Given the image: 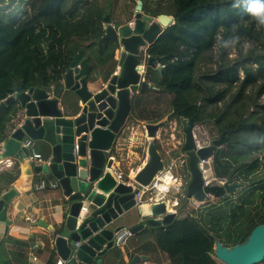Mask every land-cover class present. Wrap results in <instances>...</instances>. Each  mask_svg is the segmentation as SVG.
<instances>
[{"label": "trees", "instance_id": "trees-1", "mask_svg": "<svg viewBox=\"0 0 264 264\" xmlns=\"http://www.w3.org/2000/svg\"><path fill=\"white\" fill-rule=\"evenodd\" d=\"M22 1L33 0H0V102L20 85L23 89L41 85L44 65L58 61L61 55L69 61L81 53L87 59L86 78L91 82L98 80L101 68H115L118 45L110 39L101 40L105 33L103 17L108 14L115 25L124 24L133 18L138 0H48L33 13L24 7L19 19L15 11ZM141 1L144 14L173 17L176 24L172 31L166 32L165 28L155 41L168 33L165 38L179 52L157 57L151 50L155 41L147 48L153 63L164 68H146L145 76L152 86L131 96L128 121L145 125L167 118L166 122H176L183 139V129L192 119L200 146L211 145L226 131L227 143L215 146L208 162L210 177L237 183L233 191L195 208L185 195L190 172L181 144L184 180L175 216L165 226L142 232L153 233L154 242L168 257L165 264H219L213 252L216 240L225 246L242 243L256 225L264 223V125L255 117L260 108L264 111V103L258 104L264 94V28L258 30L242 8L232 7V0H222L218 5L212 0H200L198 15L191 18L179 15L180 5L191 0ZM232 35L242 37L241 45L245 40L251 44L247 51L238 45L233 61L228 58V49L218 44L219 37L228 39ZM215 48V61L222 62L220 68L212 73H197L199 61ZM65 63L62 61L58 67ZM181 65L188 70L187 78L169 85L166 77L182 69ZM240 69L244 72L241 80ZM254 86L255 94L251 93ZM219 102L225 103L222 109ZM73 105L76 107L75 98ZM18 110L15 101L0 108V149ZM156 146L159 149L158 143ZM18 176L17 162L10 170H0V193ZM54 234L53 231L48 243ZM6 244L11 246L8 252ZM27 251L23 242L6 234L0 241V264H26Z\"/></svg>", "mask_w": 264, "mask_h": 264}, {"label": "water", "instance_id": "water-1", "mask_svg": "<svg viewBox=\"0 0 264 264\" xmlns=\"http://www.w3.org/2000/svg\"><path fill=\"white\" fill-rule=\"evenodd\" d=\"M174 21L167 14L156 17L142 13L138 0L131 23L115 25L106 14L105 33L101 40L110 39L119 49L118 69L102 85L86 78L89 65L81 53L71 59L39 86L23 89L0 102V108L17 102L19 110L12 120L0 157H13L21 175L0 196V209L18 193L33 188L35 175H46L55 182L52 190L62 208V219L54 231L53 244L64 264H104L128 236L146 228L169 224L175 212L167 210L163 198L153 200L144 192L141 201L136 194L141 187H149L170 162L158 152L154 139L163 121L145 124L148 158L130 183L118 180L112 169V149L128 123L131 96L151 87L144 79L146 68L155 65L147 48ZM94 82V81H92ZM76 99V107L73 105ZM183 151L187 156L190 181L185 195L191 201L204 202L207 196L231 192L237 183H212L203 174L201 161L211 160L214 147L227 140L224 131L211 145L198 146L194 122L189 120L183 129ZM31 148L45 150L42 163L29 160ZM148 191V190H147ZM137 217L136 224H132ZM45 225L44 222H39ZM215 258L224 264H259L264 260V223L256 225L242 243L225 246L216 240ZM149 257L135 254L127 264H139Z\"/></svg>", "mask_w": 264, "mask_h": 264}, {"label": "crops", "instance_id": "crops-1", "mask_svg": "<svg viewBox=\"0 0 264 264\" xmlns=\"http://www.w3.org/2000/svg\"><path fill=\"white\" fill-rule=\"evenodd\" d=\"M43 3L44 0H33L32 2H25L24 6L28 8L31 13H33L35 11H38L40 7H44ZM29 16L31 17V14ZM130 21H132V19L127 22ZM118 57L119 49L117 48L115 54V68L111 65H107L106 67L101 68L98 80L90 82V87L91 85H93V83H96L100 86L102 84H105L109 80V78L116 70ZM50 63L52 62L50 61ZM48 64H45L43 68L45 78H49L53 73V71H51L52 68H49ZM144 79L147 80L146 76H144ZM147 82L150 86H152L151 82H149L148 80ZM166 120L167 118L163 120V126L161 128L162 132L166 131V125H164V122L165 124L168 123L166 122ZM143 126L144 125L141 126V124H136L134 122H131L130 125L129 123H127V125L123 129L122 135L117 140L114 148L112 149V169L115 174L120 173L122 175V181H132L136 173L144 166L145 162L147 161V148L143 150L137 149V152L136 149H134V135ZM129 129H131L130 132ZM158 135H161V131ZM156 139L157 136L154 141H156ZM159 141V147L161 148L157 149L158 152L162 155L163 158H170L171 163L156 175L151 185L149 186L150 189L146 191V196H148L149 198L151 197L153 200H159L163 198L167 201V210L176 212V206L178 204L177 195H181V186L183 184V169L181 168L178 172L173 169L176 166L182 167L183 162L181 155L176 156L177 158H179V161H177L176 159L174 160L169 150L167 148L165 149V147L163 146L162 141ZM31 144L32 143H30V156H32L33 153L41 154L42 156L44 155L45 150L43 149V147L33 146L31 148ZM1 150L2 149H0V153ZM142 153L144 154L142 155ZM16 162L17 161L15 160V163ZM34 163L38 162L35 161ZM17 164L19 167V178L21 175V170L20 164L18 162ZM11 168H7L5 170H10ZM18 178H16L15 181ZM43 179H45V181H51L55 184V182L50 180L49 177H46V175H35L33 179L32 190H30L29 192L18 193L9 202L4 203V205L0 209V241L7 234L11 238L23 242L27 246L28 250L26 255V264H49L52 260L60 259L54 247L53 239L50 240L49 243L47 242V240L53 232L49 228H55L56 226H58L60 220L62 219V208L55 198V191L52 190L50 184L49 186L45 185L43 188L36 187V184ZM13 183L11 184V186L13 185ZM151 189L152 191H154V193L149 192ZM6 190L7 189H3L0 193V196ZM27 216L35 218L36 223L29 222L27 220ZM40 221L44 222L47 226L40 224ZM137 221V217H133V221L131 222L132 224H136ZM6 245V252H8L11 246L10 244ZM135 254L145 255L149 257L148 261L140 262V264H165L168 260L167 255L154 242L153 233L147 231L140 232L134 236H128L124 240L123 245L117 248L114 253H112V255L106 259L104 264H127V262ZM33 257H36V259L33 260Z\"/></svg>", "mask_w": 264, "mask_h": 264}, {"label": "rangeland", "instance_id": "rangeland-1", "mask_svg": "<svg viewBox=\"0 0 264 264\" xmlns=\"http://www.w3.org/2000/svg\"><path fill=\"white\" fill-rule=\"evenodd\" d=\"M212 1L214 2V4L218 5L220 3V1H222V0H212ZM198 2H200V0H191L188 3L181 4L180 8H179V11H180L179 15L189 17V18L196 17V15H198V10H199L198 9V7H199ZM24 4H25V1H22V3L17 4V7H16L15 12L18 13L16 17L19 19L21 18L22 14L25 11ZM43 4L44 5L48 4V0H44ZM124 19H126V18H123V20ZM132 20H133V18H132ZM175 24L176 23L173 21L172 26L167 27L165 31L171 32L172 28H173V26H175ZM167 35H168V33H166V35L164 37H162L160 39V41H157V42L155 41L154 45H152L151 50L153 52L157 53L156 54L157 57H163V56L170 54L172 52L178 54V52H179V50L176 47H174L173 45H171L168 42L167 38H165ZM249 45L251 46L250 43H249ZM217 52H218V50H217V48H215L211 53L206 55L203 60L199 61L198 67H197V73H202V72H206V71H208L209 73H212V72L217 71L220 68L219 65L222 64V62L219 61L216 63V61H215ZM149 54H151V53H149ZM236 56H237L236 49L235 50L228 49V58L230 60L233 61V58H236ZM59 58H58L59 59L58 61H53L52 63L48 64L49 68H52L51 71H54L58 67V65L60 63H62V61H64V62L67 61L65 56H63V55H61ZM252 65H253V67H255V64H252ZM181 66L182 67H180V68H182V69H180L178 71L170 72L168 74V76L166 77L167 83L169 85L175 86V84H177L180 81L185 80L187 78L186 74L188 73V70H187L186 66H184V65H181ZM162 68H164V65ZM238 76H239L240 80L244 77V72L242 69H240L238 71ZM217 87L218 88H221V87L224 88V86H222V85H218ZM255 89H257L256 86H254V88L252 87L251 93L255 94V92H256ZM262 103H264V94L258 99V104L260 105ZM224 104L225 103H223V102H219V104H218L219 109H222ZM249 112H251V111L250 110L247 111V113H249ZM255 117L257 119V123L264 125V111L262 108H260L258 110V112L255 114ZM128 123H129V125L131 124V122H129V121H128ZM164 125H166L165 126L166 131L162 132V129H161L162 127H161L157 133V139L155 142L158 143V145H160L159 140H161L165 149L167 148L169 150L170 154L173 156V159L174 160L176 159L177 161H179L178 160L179 158H177L176 156L181 155V153L179 151V146H180L179 144L181 143L182 135H181L179 129L177 128L175 121L169 120L168 123H166V124L164 122ZM130 131H131V129H129V132ZM160 131H161V135H158L160 133ZM134 136H135V139H134L135 148L134 149H136V152H137V149H139V150L146 149L147 144H148V140H150V138L146 136L144 126L141 127ZM195 138H196V134H195ZM196 140H197V138H196ZM197 143L199 144L198 140H197ZM159 148H161V147H159ZM139 153H140V151H139ZM167 158H165V164H166V160L169 159V158L168 159ZM203 165L204 166H202V169H203V174L205 176V179L207 181L210 180L211 182H215L216 180L215 181L211 180L212 178L210 177L211 172H210L209 164L204 163ZM181 168L182 167L176 166L173 170H176V172H178V171H180ZM148 189H150V188H148ZM149 192L154 193V191H152V189ZM212 198H214V197L207 196V198L204 202H206L207 200H211ZM204 202H198L196 200L191 201L192 205L195 208H197L198 206H200ZM218 262H219V264H224L220 261H218Z\"/></svg>", "mask_w": 264, "mask_h": 264}, {"label": "clouds", "instance_id": "clouds-1", "mask_svg": "<svg viewBox=\"0 0 264 264\" xmlns=\"http://www.w3.org/2000/svg\"><path fill=\"white\" fill-rule=\"evenodd\" d=\"M233 8H242L243 12L255 21L257 29L264 28V0H232ZM131 22V21H130ZM242 37L232 35L228 39L218 38V44L221 48L235 50L238 45L245 51L250 47L246 40L241 45Z\"/></svg>", "mask_w": 264, "mask_h": 264}, {"label": "built area", "instance_id": "built-area-1", "mask_svg": "<svg viewBox=\"0 0 264 264\" xmlns=\"http://www.w3.org/2000/svg\"><path fill=\"white\" fill-rule=\"evenodd\" d=\"M131 23V22H129ZM117 69H118V66L116 67V70L114 71L113 74H116L117 73ZM27 146H30V142L27 141L26 143ZM29 160H35L37 161L38 163H42L44 162L45 160L42 158V156L40 154H37V153H33L32 156H30ZM210 160H206V161H201V166H204L203 164L204 163H208ZM15 163V160L13 157H8V156H5V157H0V170H5L7 168H11L13 167ZM116 177L118 180H122L123 177L120 173H116ZM212 180V179H211ZM213 181V180H212ZM131 181H127V183H130ZM222 183V182H220ZM50 184V187H54V183H52L51 181H45V179L39 181L37 184H36V187L37 188H43L45 185H48L49 186ZM149 187H141L138 191V193L136 194V200L137 201H141L142 200V196L144 194V192H146L148 190ZM143 189V190H142ZM27 220L29 222H32V223H36V219L35 218H31L30 216H27ZM36 257H33V260H35ZM55 264H64V261L62 259H58L56 260ZM140 264V263H139Z\"/></svg>", "mask_w": 264, "mask_h": 264}, {"label": "flooded vegetation", "instance_id": "flooded-vegetation-1", "mask_svg": "<svg viewBox=\"0 0 264 264\" xmlns=\"http://www.w3.org/2000/svg\"><path fill=\"white\" fill-rule=\"evenodd\" d=\"M225 137H226V136H225ZM184 140H185V136L183 137V139L181 138V143H180L179 145H181V144L183 145V144H184ZM226 143H227V142H226ZM226 143H225V144H226ZM225 144H224V145H225ZM224 145H223V146H224ZM198 146H200V145L198 144ZM179 150H180V149H179ZM181 158H182V162H183L182 165H183L184 162H185V160H184V158H183L182 155H181ZM209 160H210V159H209ZM183 178H184V177H183ZM183 180H184V179H183ZM212 180L215 181L214 179H212ZM223 181H228V180H223ZM223 181H215V182H212V183H220V182H223Z\"/></svg>", "mask_w": 264, "mask_h": 264}, {"label": "bare ground", "instance_id": "bare-ground-1", "mask_svg": "<svg viewBox=\"0 0 264 264\" xmlns=\"http://www.w3.org/2000/svg\"><path fill=\"white\" fill-rule=\"evenodd\" d=\"M173 179V178H172Z\"/></svg>", "mask_w": 264, "mask_h": 264}]
</instances>
